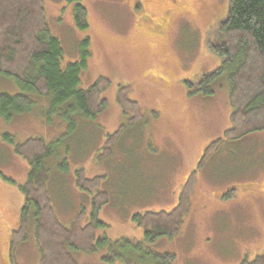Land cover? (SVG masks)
I'll use <instances>...</instances> for the list:
<instances>
[{
	"label": "rangeland",
	"instance_id": "1",
	"mask_svg": "<svg viewBox=\"0 0 264 264\" xmlns=\"http://www.w3.org/2000/svg\"><path fill=\"white\" fill-rule=\"evenodd\" d=\"M80 3L86 10L84 30L74 25V1L43 0L45 32L61 46L62 69L80 58L81 42L88 40L77 88L86 89L99 77L108 79L100 94L105 101L100 113L86 118L67 111L70 102L55 108L49 96L23 90L0 73V94H24L32 101L25 113L11 111L8 118L0 113V264H38L32 230L11 261L7 259L9 237L23 204L19 186L29 170L14 145L28 137L56 147L45 165L52 204L62 224L80 209L82 224L88 221L90 199L76 187L75 172L103 176L99 188L108 194V202L98 212L104 226L96 235L111 245L91 253L69 249L77 264H125L107 254L109 249L125 250L126 245L112 243L119 239L144 243L157 254L170 253L172 264H237L253 258L264 247V130L225 138L230 106L224 73L212 84L211 95H189L186 85L220 66L209 46L219 39L217 28L226 17L228 0ZM121 86L138 103L142 117L122 129L104 157L106 136L126 121L116 102ZM68 118L73 124L64 131ZM216 139L217 146L197 170L177 233L144 241V228L133 215L170 210L206 145Z\"/></svg>",
	"mask_w": 264,
	"mask_h": 264
},
{
	"label": "trees",
	"instance_id": "2",
	"mask_svg": "<svg viewBox=\"0 0 264 264\" xmlns=\"http://www.w3.org/2000/svg\"><path fill=\"white\" fill-rule=\"evenodd\" d=\"M72 1L74 25L84 30L87 28L86 10L80 0ZM46 27L43 0H0V73L13 78L23 90L49 96L55 108L70 102L67 111L74 110L86 118L94 117L105 107L100 94L108 85V79L99 77L86 89L77 88L80 72L86 66L88 40L81 42L80 58L62 69L61 46L56 38L47 36ZM217 29L219 39L211 42L209 49L220 58V66L203 74L196 84L186 82V85L191 91L189 95L207 96L213 93L211 86L218 76L226 75L230 125L223 134L226 139L233 140L264 130V0H228L226 17ZM125 90L124 86L118 88L116 102L126 121L106 136L104 157L111 153L122 129L134 125L142 117L138 103L128 98ZM31 104L24 94H0V113L6 118L11 111L25 113ZM67 122L64 131L73 124L70 118ZM219 141L216 139L206 145L196 169L189 173L177 203L170 210L133 215L136 224L144 228V241H153L159 236L171 238L177 233L188 209L197 170ZM53 143L40 137H28L14 145L15 152L28 163L29 170L26 180L19 186L23 204L17 226L9 237L8 260L15 256L16 247L30 230L38 248V264H77L69 249L91 253L111 245L106 237L96 235V230L104 226L98 220V212L108 202V194L99 188L103 176L90 178L77 170L74 183L90 199L88 221L82 224L83 209L68 224L58 220L45 165V160L55 154ZM64 169L67 170L65 165ZM112 243L126 245L125 252L109 249L107 253L119 257L125 264H172L174 259L170 253H154L141 242L119 239ZM106 259L112 261L109 257ZM10 263L17 264L14 260ZM237 264H264V247L253 258H244Z\"/></svg>",
	"mask_w": 264,
	"mask_h": 264
},
{
	"label": "flooded vegetation",
	"instance_id": "3",
	"mask_svg": "<svg viewBox=\"0 0 264 264\" xmlns=\"http://www.w3.org/2000/svg\"><path fill=\"white\" fill-rule=\"evenodd\" d=\"M163 18H164V17H163ZM165 18H166V17H165ZM165 18L163 19L164 22H165V20H166ZM161 22H162V21H161ZM159 26H160V25H159Z\"/></svg>",
	"mask_w": 264,
	"mask_h": 264
}]
</instances>
